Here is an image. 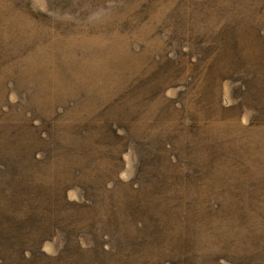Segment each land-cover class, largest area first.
Masks as SVG:
<instances>
[{
    "label": "rangeland",
    "instance_id": "374dc122",
    "mask_svg": "<svg viewBox=\"0 0 264 264\" xmlns=\"http://www.w3.org/2000/svg\"><path fill=\"white\" fill-rule=\"evenodd\" d=\"M0 264H264V0H0Z\"/></svg>",
    "mask_w": 264,
    "mask_h": 264
},
{
    "label": "trees",
    "instance_id": "16d2710c",
    "mask_svg": "<svg viewBox=\"0 0 264 264\" xmlns=\"http://www.w3.org/2000/svg\"><path fill=\"white\" fill-rule=\"evenodd\" d=\"M154 234H155V237H156V236H157V235H156L157 233H154Z\"/></svg>",
    "mask_w": 264,
    "mask_h": 264
}]
</instances>
